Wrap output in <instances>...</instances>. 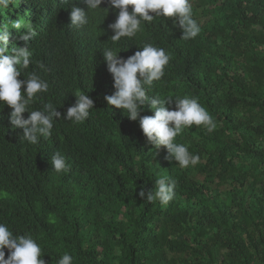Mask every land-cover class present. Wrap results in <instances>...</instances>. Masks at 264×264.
I'll list each match as a JSON object with an SVG mask.
<instances>
[{
  "label": "trees",
  "instance_id": "16d2710c",
  "mask_svg": "<svg viewBox=\"0 0 264 264\" xmlns=\"http://www.w3.org/2000/svg\"><path fill=\"white\" fill-rule=\"evenodd\" d=\"M191 3L201 25L195 39L182 40L172 19L162 18L118 45L125 59L146 42L164 48L170 62L149 95L197 97L215 119L212 133L193 125L177 137L200 156L187 169L104 99L115 91L102 52L112 46L115 10L75 29L71 7L84 8V0H14L0 8V26L20 17L37 26L26 72L47 80L49 90L33 107L50 101L61 113L51 137L33 146L13 130L11 109H0V222L31 233L46 264L65 251L74 264H264V0ZM11 32L9 49L24 29ZM75 91L94 100L78 125L62 119ZM141 115L153 113L146 107ZM57 151L70 165L66 173L51 166ZM161 176L177 181L164 207L139 196Z\"/></svg>",
  "mask_w": 264,
  "mask_h": 264
},
{
  "label": "clouds",
  "instance_id": "9594fccd",
  "mask_svg": "<svg viewBox=\"0 0 264 264\" xmlns=\"http://www.w3.org/2000/svg\"><path fill=\"white\" fill-rule=\"evenodd\" d=\"M13 2L0 0V8H8ZM60 2L68 4L70 0ZM104 3L109 8H101ZM84 4V8L71 7L70 28L91 27L102 13L106 12L104 22L109 9L116 12L115 21L108 26L113 33L109 39L112 46L102 48L115 89L112 95L104 97L109 109H119L130 121H138L148 143L155 149H166L169 162H177L182 169L196 166L200 156L189 152L187 145L177 142V137L193 125L212 133L217 128L215 119L197 97L185 95L173 99L149 95L154 83L165 76L170 62V55L164 48L146 42L125 59L119 55L124 50L118 47L122 39L136 38L147 25L158 19L163 21L162 18L172 19L173 27L182 32V40L195 39L201 32V25L194 18L191 0H84ZM22 28L24 32L9 49L11 29L20 33ZM37 36V26L22 17L0 26V109L5 106L11 109L9 120L13 130H22V140L33 146L38 145L41 138H50L55 123L61 119V113L50 101L40 108L33 107L49 90L47 80L34 71L26 72L34 63L28 45ZM20 42L23 47L19 46ZM36 63L45 70L43 63ZM73 96L75 103L67 108L62 119L74 125L83 124L94 110V100L84 91H75ZM146 107L153 115H141ZM50 163L55 173H66L70 169L66 157L59 151L51 156ZM176 187L175 179L161 176L155 180L154 190L146 195L141 189L139 196L142 199L146 196L150 203L158 201L164 207L174 199ZM43 252V247L31 233H16L7 223L0 222V264H46ZM56 264H74V257L65 251L59 255Z\"/></svg>",
  "mask_w": 264,
  "mask_h": 264
}]
</instances>
